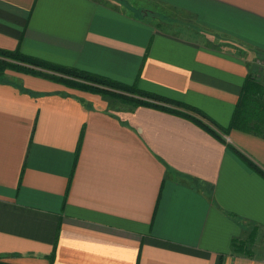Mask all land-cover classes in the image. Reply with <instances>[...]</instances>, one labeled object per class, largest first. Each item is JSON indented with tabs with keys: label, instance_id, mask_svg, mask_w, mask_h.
Instances as JSON below:
<instances>
[{
	"label": "crops",
	"instance_id": "1",
	"mask_svg": "<svg viewBox=\"0 0 264 264\" xmlns=\"http://www.w3.org/2000/svg\"><path fill=\"white\" fill-rule=\"evenodd\" d=\"M162 6L194 28L159 29ZM0 49L226 128L263 65L264 0H0ZM4 75L0 264H264V180L227 147L264 169V139L216 131L222 142L167 111Z\"/></svg>",
	"mask_w": 264,
	"mask_h": 264
},
{
	"label": "trees",
	"instance_id": "2",
	"mask_svg": "<svg viewBox=\"0 0 264 264\" xmlns=\"http://www.w3.org/2000/svg\"><path fill=\"white\" fill-rule=\"evenodd\" d=\"M261 61L263 65H258L260 69L258 77L255 72H251L246 76L231 120L226 128L218 127L195 108L140 91L133 85H123L105 77L25 56L19 50L7 51L0 49V75L3 76L6 70L17 68V71H22V74L25 75L42 77L72 89L114 98L123 107L130 110L138 107H147L167 111L193 121L194 124L201 127L212 137L223 142V139L216 131L226 135L231 130H236L264 139V58H261ZM15 62L19 64H16L19 67L12 64ZM227 147L234 150L246 166L264 180V169L256 166L244 155L233 149L232 146L227 145ZM237 245L240 247L239 250H237ZM233 246L235 254H240L245 248L243 244L236 242L233 243Z\"/></svg>",
	"mask_w": 264,
	"mask_h": 264
},
{
	"label": "rangeland",
	"instance_id": "3",
	"mask_svg": "<svg viewBox=\"0 0 264 264\" xmlns=\"http://www.w3.org/2000/svg\"><path fill=\"white\" fill-rule=\"evenodd\" d=\"M127 6V5H125ZM124 6V8H125ZM142 6H145L144 3L142 2ZM149 6V9H152V8H155V7H152V5H148ZM119 13H122V11H120ZM157 14V12H155ZM155 14V15H156ZM159 20H161L160 22H163L161 24H159V29H163V30H175L176 27L177 29L180 28L179 26H181L182 28H184L185 26L186 27H189V28H194L193 26H190V21H188L187 17H185L184 15L182 14H179L175 11H173L171 8L169 7H159ZM134 19H137V16H130ZM138 17H141V13L138 15ZM144 20L146 21H151L148 17H145ZM140 21V20H139ZM158 22H153L152 24L153 25H156ZM14 66L16 67H19L18 63L15 62V63H12ZM18 64V65H16ZM21 65V64H20ZM262 67V66H261ZM31 68V67H29ZM264 70V68H263ZM7 71V70H6ZM8 71H13L14 73H21L22 74V71H17V68H12V70H8ZM5 74V71L3 73V75ZM5 76V75H4ZM264 81V80H263ZM243 245L245 246V248H248V244L247 243H243Z\"/></svg>",
	"mask_w": 264,
	"mask_h": 264
},
{
	"label": "built area",
	"instance_id": "4",
	"mask_svg": "<svg viewBox=\"0 0 264 264\" xmlns=\"http://www.w3.org/2000/svg\"><path fill=\"white\" fill-rule=\"evenodd\" d=\"M264 80V79H263Z\"/></svg>",
	"mask_w": 264,
	"mask_h": 264
}]
</instances>
